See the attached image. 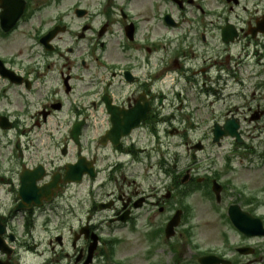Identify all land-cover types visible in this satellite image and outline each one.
<instances>
[{
    "label": "flooded vegetation",
    "instance_id": "1",
    "mask_svg": "<svg viewBox=\"0 0 264 264\" xmlns=\"http://www.w3.org/2000/svg\"><path fill=\"white\" fill-rule=\"evenodd\" d=\"M24 1L25 12L15 30L5 34L0 25V62L23 81L33 79V86L28 84L27 93L25 83L14 85L0 76V118H9L17 127L18 118L3 104L8 102V95L26 99L27 93L38 98L46 90L47 78L41 72L50 74L48 81L50 88H55L54 95L67 99L74 94L78 98L79 105L68 106L72 117L57 137H49L44 143L28 140L23 146H34L37 154L47 157L44 163L55 162L54 174L63 175L67 164L80 156L88 167L94 165L93 178L85 177V221L94 224L93 216L107 209L103 212L111 214L108 224L124 218L127 222L114 224L128 226L142 221L148 227L161 226L170 220L171 203L178 199L188 209L200 200L208 181L195 176L212 160V155L202 150L219 148L212 143L210 124L221 114L222 107H227L225 112L229 114L223 94L228 88L230 63L247 57L264 67V0H117L115 5H107L110 12L100 0H69L66 9L62 0H52L54 9L33 13L28 12L40 7L42 0ZM17 6V2L5 4L9 12ZM56 27L64 28L52 42L54 52H47L42 46L43 37ZM14 33H18L15 40ZM24 40L32 41L34 46L28 44L23 49ZM32 61L37 63L36 68L29 65ZM107 74L114 80L106 81ZM106 94L112 97L108 109L101 103ZM95 95L97 100L85 98ZM80 101L88 104L81 105ZM57 102L60 103L53 100L43 105L56 108ZM260 102L253 116L259 120L257 124L263 125L264 106ZM111 117L124 121L125 129L140 122L128 136L120 138L119 134L115 144L107 136ZM0 122L6 123L2 119ZM76 122L83 123L78 144L71 138ZM33 127L39 130L42 125L34 122ZM260 129L264 131V125ZM170 140L177 145H171ZM6 147H1L0 152L4 151L10 159L17 158L16 152L7 151ZM226 160L229 161V154ZM5 163V170L0 164V220L9 225L18 202L11 180L13 170ZM62 177L56 197L67 190L62 187ZM253 182L261 185L237 186V191L227 193L230 200L224 212L227 215L229 208L236 205L233 199L242 196L248 205L239 203L241 213L257 217L264 225V177ZM156 184L162 185L161 191ZM197 186L202 187L199 193ZM48 198L41 196V208H36L34 201L20 204L27 213L44 208L51 217L56 209L52 207L54 201H46ZM230 215L226 218L229 247L223 249L229 253V264H264V233L241 234ZM234 217L239 223L241 219ZM2 238L7 244L13 240L9 231ZM73 238L74 235L69 244L50 239L52 255L44 264H82L90 237L81 236L76 244ZM104 245L99 239L95 256L105 253ZM2 257L12 260L11 256ZM80 259L82 262L78 263Z\"/></svg>",
    "mask_w": 264,
    "mask_h": 264
},
{
    "label": "rangeland",
    "instance_id": "2",
    "mask_svg": "<svg viewBox=\"0 0 264 264\" xmlns=\"http://www.w3.org/2000/svg\"><path fill=\"white\" fill-rule=\"evenodd\" d=\"M73 226H75V225H73ZM103 232H106L105 230L103 231ZM126 232V231H125ZM132 235V237H130V238H134V236L136 235V234H131ZM34 262V259H32V258H30V259H28L27 260V264H29V263H33Z\"/></svg>",
    "mask_w": 264,
    "mask_h": 264
}]
</instances>
